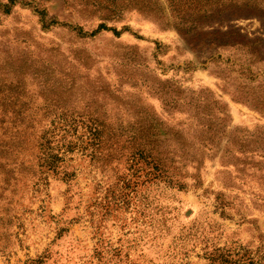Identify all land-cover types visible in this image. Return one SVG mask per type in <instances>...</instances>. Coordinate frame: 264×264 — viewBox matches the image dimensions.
<instances>
[{
    "label": "rangeland",
    "instance_id": "obj_1",
    "mask_svg": "<svg viewBox=\"0 0 264 264\" xmlns=\"http://www.w3.org/2000/svg\"><path fill=\"white\" fill-rule=\"evenodd\" d=\"M172 5L0 0V84L20 81L37 129L61 113L126 133L145 110L201 160L182 161L178 188L142 163L91 158L76 123L69 152L61 131L51 139L55 171L23 145L0 190V264H264V114L248 103L261 93L231 68L248 61L243 40L264 58L263 25L223 15L180 34Z\"/></svg>",
    "mask_w": 264,
    "mask_h": 264
},
{
    "label": "trees",
    "instance_id": "obj_2",
    "mask_svg": "<svg viewBox=\"0 0 264 264\" xmlns=\"http://www.w3.org/2000/svg\"><path fill=\"white\" fill-rule=\"evenodd\" d=\"M169 1L173 4L175 11V17L172 19L173 28L180 34H187L198 26L223 15L229 18L257 17L264 28V0ZM117 6L110 4L109 7L117 9ZM235 36L241 39L242 35L236 33ZM203 46L200 45L201 48ZM233 46L238 48L236 45ZM240 50L243 54H249L248 61L238 65L231 63V68L232 66L237 68L232 72L245 82L247 88L260 91L261 95L251 97L248 103L264 114V58L260 45L253 44L250 40H243ZM258 79L261 81L258 82ZM10 81L8 85L0 84L1 192L10 189L11 182L15 183L16 167L19 165L16 161H23V156L19 157V154L23 145L26 147L29 142L38 147L40 166L43 165L48 170L55 171L59 161L54 160H60V157L51 152V139L55 131H61L63 134L60 135L62 138L60 142H63L64 151L69 152L70 145L68 142L64 143V134L76 132L75 123L83 128L82 134L75 135V138L83 144V148H90L91 158L100 159L103 162L111 161V159L129 161L134 169H139V164L142 163L146 167L145 175L151 180L185 188L186 183L180 175L181 169L185 166L182 161L197 164L195 170L199 168L201 160L193 156L192 152H187L183 148L177 149L173 143L174 136L164 130L163 122L153 113L145 110L135 115L132 121L134 128L126 133L115 132L112 127L105 126L109 124L106 118L89 119L79 115V118L75 119L63 116L61 113L50 120L48 129H37L35 124H32V117L25 115L29 109V102L17 94L20 81L14 79ZM255 83H257L256 86L253 85ZM42 120L43 118L38 119V121ZM194 178L195 181L196 177Z\"/></svg>",
    "mask_w": 264,
    "mask_h": 264
}]
</instances>
